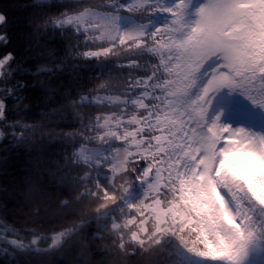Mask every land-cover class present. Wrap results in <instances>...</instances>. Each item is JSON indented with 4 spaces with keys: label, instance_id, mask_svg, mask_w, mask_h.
I'll return each mask as SVG.
<instances>
[{
    "label": "snow or ice",
    "instance_id": "1",
    "mask_svg": "<svg viewBox=\"0 0 264 264\" xmlns=\"http://www.w3.org/2000/svg\"><path fill=\"white\" fill-rule=\"evenodd\" d=\"M54 6L64 11L45 14L36 28L74 35L72 58L91 62L96 80L115 71L125 91L82 94L53 109L119 110L99 112L95 123L77 111L80 128L52 137H82L59 169L66 187L52 196L34 184L27 190L39 198L28 204L30 213H47L55 202L70 226L54 233L46 249L35 247L37 239L25 242L17 229L7 241L12 251L0 252L27 256L75 238L85 248L109 239L113 252L144 264H264V121L250 127L233 119L237 97L264 117V0H59ZM6 20L0 14V26ZM7 43L0 34V44ZM113 57L123 58L105 63ZM5 66L6 77L53 72L31 73L12 53L0 58V69ZM26 87L18 81L4 87L0 120L7 119L6 98L23 103L18 93ZM5 128L11 147L37 131L20 121ZM85 143L98 147L85 151ZM85 202L94 209L88 220L77 216Z\"/></svg>",
    "mask_w": 264,
    "mask_h": 264
},
{
    "label": "trees",
    "instance_id": "2",
    "mask_svg": "<svg viewBox=\"0 0 264 264\" xmlns=\"http://www.w3.org/2000/svg\"><path fill=\"white\" fill-rule=\"evenodd\" d=\"M86 2L98 4L103 0ZM58 3L59 0H0V14L7 18L6 23L0 26V34H6L8 39L6 45L0 44V58L12 53L17 62L23 60V68L31 73H35L38 68L53 69L52 73L38 77L27 72L21 75L19 71L6 77L9 68L5 66L1 69L0 94L5 86L11 87L17 81L27 87L18 93L24 97L23 103L17 105L12 95L6 98L7 119L0 120V132L5 134L0 137V249L9 247L7 241L16 238L17 229L25 242L37 239L35 247L46 249L54 233L70 226V220L62 219L67 215L66 210L57 208L55 202L49 205L47 213L35 215L34 209L30 213L28 204L39 202V198L35 195L27 196V190L34 184L47 196H52L54 191L59 192L66 187L61 183L66 173L59 169L66 165V154L79 149L82 137H70L69 142L53 140L52 137L75 132L80 128V121L76 118L77 111L84 117L85 123H95V116L99 112L119 110L115 106L86 105L75 111L69 109L53 114V109L64 108L78 95H104L105 92L121 94L125 91V86L118 83L124 77L118 76L115 71L104 73L100 80H96L93 78L96 69L88 67L91 62L72 58L71 46L76 42L74 35L61 38L59 32L53 35L36 28L37 23L43 24L45 14L52 16L64 11L63 8L54 6ZM122 58L113 57L105 63L111 64ZM57 63L60 64L59 70ZM101 84H105V87L101 88ZM90 89L94 91L89 93ZM234 104L238 106V121L251 120L260 125L264 121V117L253 111L243 98L237 97ZM61 115L66 120H61ZM14 121H20L21 127L24 124L32 125L37 131L22 145L11 147L5 124ZM83 147L95 148L98 145L85 143ZM5 208L6 211L3 210ZM92 214L94 209L87 202L77 206L79 219L88 220ZM77 241L78 238H75L59 249L32 252L27 256L17 254L12 257L0 252V264H144L139 259H130L113 252L109 239L93 241L87 248ZM9 251H12L10 247Z\"/></svg>",
    "mask_w": 264,
    "mask_h": 264
},
{
    "label": "rangeland",
    "instance_id": "3",
    "mask_svg": "<svg viewBox=\"0 0 264 264\" xmlns=\"http://www.w3.org/2000/svg\"><path fill=\"white\" fill-rule=\"evenodd\" d=\"M0 75H1V69H0ZM238 110V106L237 105H235V113H234V116H233V119H234V122L235 123H237V124H245V125H248V126H250V127H260L261 125L259 124V123H256V122H254V121H251V120H249V121H245V120H243V121H238L237 120V113H236V111ZM85 149V151H87V150H89V149H93V148H84Z\"/></svg>",
    "mask_w": 264,
    "mask_h": 264
}]
</instances>
